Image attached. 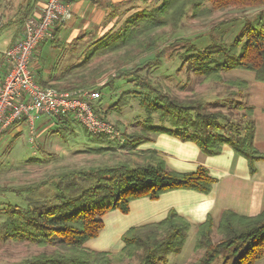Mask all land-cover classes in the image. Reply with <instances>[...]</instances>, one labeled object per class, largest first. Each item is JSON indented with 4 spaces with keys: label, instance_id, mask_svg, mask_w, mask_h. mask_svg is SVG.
<instances>
[{
    "label": "trees",
    "instance_id": "16d2710c",
    "mask_svg": "<svg viewBox=\"0 0 264 264\" xmlns=\"http://www.w3.org/2000/svg\"><path fill=\"white\" fill-rule=\"evenodd\" d=\"M33 2L21 0L10 22L21 23L31 12ZM233 5L262 8L264 0H158L151 8L133 12L119 27L94 39L88 56L81 62H84L81 69H76L78 64L64 68L53 80L41 83L42 87L77 91L88 80H93L88 90L101 92L104 87L114 91L115 81L125 78L134 88L123 92L105 109L99 106L101 98L92 108L101 119H108L109 111H121L128 105V97H133L146 116L137 129L122 132L123 142L115 143L118 146L102 134L96 135L99 147L85 150L90 154L115 156L116 149L122 148V159L90 166L65 165L46 172L32 183L0 187V192L12 191L17 195L49 184L54 189L52 201L43 200L25 207L12 204L4 209L0 231L5 240L53 246L48 253L41 252L13 264H110V253L84 246L86 240L96 237L102 229L105 212L117 209L126 213L131 200L157 199L162 193L175 189L208 193L215 179L205 166L199 165L187 172L174 171L166 166L155 149L139 148L152 141L155 133L194 142L206 155H216L223 145H228L247 160L249 172H255V162L263 161L264 153L254 146L253 106L231 98L229 107L238 113L231 119L222 109L208 108L198 93L178 97L145 76L150 67L159 65L163 56L162 50L156 49L159 31L165 34L164 27L174 31L187 10L192 12L193 19L200 20L210 17L215 9L223 10ZM222 36L212 39L203 49H197L189 39H184L179 67H185L203 80H220L228 87H237L238 92L245 90L247 83L237 79L222 80L221 72L249 70L254 72L257 81L264 82V11L253 21H245L230 42L224 41ZM174 41L182 42L179 37ZM110 53L116 56L112 64L123 65L109 74L102 84L95 85L105 67L91 69L89 63L99 55ZM135 61L136 64L127 66ZM153 114H157V123L152 120ZM58 117L62 124L70 126L77 121L69 114ZM59 129L61 135L68 131L66 125ZM190 227L185 217L170 208L158 221L126 229L120 238L123 244L118 256L127 259L128 264H163L170 254L180 252ZM213 230L209 215L197 225L194 249L202 253L194 264H210L220 257L221 264H254L264 254V209L252 216L225 209L215 227L216 240L212 237Z\"/></svg>",
    "mask_w": 264,
    "mask_h": 264
},
{
    "label": "rangeland",
    "instance_id": "374dc122",
    "mask_svg": "<svg viewBox=\"0 0 264 264\" xmlns=\"http://www.w3.org/2000/svg\"><path fill=\"white\" fill-rule=\"evenodd\" d=\"M18 2L19 0H0V50H3L7 45L10 46L17 35L20 23L10 21L15 18L14 12ZM157 2L158 0H135L134 4H136V11H139L141 8L149 9ZM103 4L105 5L104 2ZM207 4L209 5V3ZM116 5L113 11L117 10L115 9ZM261 11H264V7L233 5L223 10L215 9L210 17L198 20L193 19L191 17L192 12L187 10L174 31L170 27H164L165 34L159 31L160 38L156 49L162 50L163 56L161 57L159 65L150 67L145 76L147 78L149 77L154 84L161 86L166 91H170L178 97L189 96L193 92L198 93L205 99L208 108L222 109L229 118L234 119V116H237L236 114L238 113L230 109L229 100L234 98L248 104L250 101L248 90L245 89L246 91L242 90V92L239 90L238 92L237 87H228L225 83L220 82V80L206 81L201 77H197L191 71L186 70L185 67L182 66L180 68V56L183 52L182 50H184L182 44L184 39H189L191 45H195L197 49H203L212 39H217L222 34L224 41L230 42L244 25L245 21H253ZM128 14H130V11ZM125 17L126 15L122 17L123 21ZM20 26L22 27V24ZM117 27H119V24ZM173 34L174 36H172ZM60 35L58 33L54 39H45L41 45L44 46L40 50L39 56L38 54L36 56L39 57L44 66L52 67L56 73L64 70V68L68 69L77 64L76 69H81L84 65V62L83 64L81 62L88 56L86 54H88V48L92 44L91 42L100 36L85 31H82L80 34L73 32L69 34V39L65 40L61 39ZM176 37H179L180 41H182L180 44L174 41ZM187 47L188 44L185 45V48ZM151 55L152 53L145 55V57ZM1 58L3 57L0 51V64L2 63ZM115 58L116 56H113L111 53L108 55H99L89 63V68L91 69L105 67L104 70H108L106 73L104 71L95 80V85L102 84L109 74H113L115 70L123 65V63L120 65L112 64L111 61ZM136 63L137 61L132 64L128 63L127 66L130 67ZM177 67L180 69H177ZM2 69L1 67V71ZM238 72L240 71H237V69H230L221 72L220 76L225 81L235 80L236 74L239 78L243 77ZM245 79L250 82L254 80L253 75L246 76ZM92 81L88 80L85 85L79 88L88 90V87L94 84ZM130 88H134L132 82L125 78L117 79L115 81L114 91H111L108 87H104L101 92L99 91L100 95L98 98H101L99 106L105 109L114 100L119 98L123 92L130 90ZM127 100L128 105L123 106L121 111H109L107 113L108 119L102 118L109 122L114 131H116L115 133H117V136L102 133L112 143H117L118 139H122L123 142L122 132L137 129L146 116L143 108L133 97H128ZM60 120L58 116L37 113L35 114L33 125L34 134L31 141H29L30 135L25 122L19 124L21 131L17 135L6 134L0 137V187L21 186L32 183L44 176L46 172L53 171L55 168H60L65 165L90 166L97 165L103 161L114 162L117 159L123 158L121 154L123 153L122 148L116 149L117 155L115 156L109 153L103 155L88 153L85 150L97 148L101 145L97 136L89 134L78 121H76L77 123H71L68 131L66 130V134L61 135V130H57L62 124ZM152 120L156 123L158 122L157 114L152 115ZM53 194L54 189L50 184L35 189L31 193L25 192L22 195H17L12 191H1L0 224L4 219L3 211L7 206L13 204L19 207H25L27 204L39 203V201L43 200L52 201ZM195 231L196 227L193 226L189 230L186 242L180 252L170 254L167 257V261L163 264H194L193 262L202 253L201 250L194 249ZM212 235L214 240L218 238L215 229ZM84 246L86 247L85 244ZM111 246L114 245L111 244ZM52 247V245L39 246L27 242L5 240L2 238L0 231V264H13L31 258L36 254H41V252L48 253L52 250ZM119 250L120 248L110 249L108 251L111 254L110 264H128L127 259H122L118 256ZM220 261L221 257L215 259L210 264H221Z\"/></svg>",
    "mask_w": 264,
    "mask_h": 264
},
{
    "label": "crops",
    "instance_id": "0c3cea01",
    "mask_svg": "<svg viewBox=\"0 0 264 264\" xmlns=\"http://www.w3.org/2000/svg\"><path fill=\"white\" fill-rule=\"evenodd\" d=\"M20 2L21 0L17 4ZM44 2L45 0H34L29 15L37 14ZM134 3L135 0H77L71 4V18L55 25L52 29V39L59 33L61 39L67 40L69 34L73 32L80 34L82 31L101 36L111 29H115L118 24L120 25L123 16L127 17L135 12L136 4ZM115 4H117L115 8L117 10L113 11ZM129 11L130 14H128ZM22 23L19 24L14 39L21 34L22 27L20 25ZM43 43L44 41L34 50L30 61L31 70L39 84L51 81L58 75L52 67L44 66L39 57H36L37 54L39 56V52L44 46H41ZM7 46L0 51L3 53ZM1 61L0 80L6 69L3 58ZM1 67L4 70L1 71ZM237 71H240L238 73L243 77L239 78L237 74L236 76L233 74L236 77L234 79L247 83L246 90L250 95L248 104L253 106L251 117L255 124L254 146L258 151L264 153V82L257 81L253 71L241 69H237ZM251 75L254 80L247 81L245 77ZM21 122L23 121L13 123L2 136L20 133L19 124ZM61 125H66L67 128L70 126L68 124ZM29 141H31L30 138ZM121 142L122 139H118V143ZM139 148L155 149L163 157L166 166L174 171L187 172L197 169L199 165L205 166L215 182L208 193L175 189L162 193L157 199L140 197L131 200L126 213H121L117 209L105 212L102 217V229L96 237L85 242L86 247L93 251L110 253L108 252L110 249L121 248L120 238L126 229L132 225L158 221L166 215L170 208H174L190 222V229L193 226L197 228V225L204 221L208 215L211 216L215 229L220 215L225 209L251 216L264 209V160L256 161V170L254 173H250L247 160L235 153L228 145H223L220 153L216 155H206L194 142L183 141L166 133H155L152 141L140 145ZM1 235L4 239L2 232ZM254 264H264V254Z\"/></svg>",
    "mask_w": 264,
    "mask_h": 264
},
{
    "label": "built area",
    "instance_id": "2783aa9c",
    "mask_svg": "<svg viewBox=\"0 0 264 264\" xmlns=\"http://www.w3.org/2000/svg\"><path fill=\"white\" fill-rule=\"evenodd\" d=\"M77 0H45L40 11L24 17L21 34L2 53L6 69L0 80V136L17 121L27 124L30 140L34 134L35 114L71 115L93 135L117 136L112 125L101 120L92 108L98 90H57L42 87L30 67L38 44L52 38L55 23L71 18V4Z\"/></svg>",
    "mask_w": 264,
    "mask_h": 264
}]
</instances>
